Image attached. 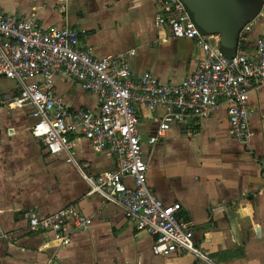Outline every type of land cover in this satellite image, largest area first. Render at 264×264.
Segmentation results:
<instances>
[{"label":"crops","instance_id":"0c3cea01","mask_svg":"<svg viewBox=\"0 0 264 264\" xmlns=\"http://www.w3.org/2000/svg\"><path fill=\"white\" fill-rule=\"evenodd\" d=\"M163 0H0V14L34 15L46 29L85 32L81 45L97 58L136 50L133 77L151 72L162 84H180L194 72L200 48L157 28ZM264 36V7L244 37L252 51ZM55 93L71 110L98 113V98L60 76ZM20 94L0 78V264H207L178 252L152 253L153 238L139 232L121 207L89 195L88 185L65 156L51 155L32 135L33 108L9 109L2 101ZM147 182L165 204H181L194 240L217 263L264 264V84L250 96L251 141L243 145L231 130L226 108L206 119L172 124L152 146L162 107L138 108ZM72 153L92 174L115 169L108 152H95L86 139L72 138ZM75 206L92 219L88 230L69 226L72 244L62 249L49 233H31L24 212L47 216Z\"/></svg>","mask_w":264,"mask_h":264},{"label":"built area","instance_id":"2783aa9c","mask_svg":"<svg viewBox=\"0 0 264 264\" xmlns=\"http://www.w3.org/2000/svg\"><path fill=\"white\" fill-rule=\"evenodd\" d=\"M163 7V13L156 16L157 28L168 27L173 38L193 40L200 48L194 72L180 84H162L151 72L135 79L130 59L136 50L100 59L92 47L81 45L83 31L46 29L34 15L0 14V78L13 80L20 88L18 96L6 97L2 104L10 110L32 107V135L51 155H64L75 166L89 195L121 207L139 232L151 236L155 256L181 252L207 264H230L215 262L195 242L192 223L180 216L181 204H165L149 187L138 108L145 107L150 113L159 107L165 110L157 135L149 139L152 146L172 124L209 118L222 107L235 138L248 144L254 137L250 96L264 84V36L252 51L239 45L230 61L216 37L200 32L181 0H163ZM251 29L252 24L244 28L240 43ZM60 76L96 96L99 112L66 107L55 93ZM71 137L88 140L95 152L108 151L115 159V169L92 174L88 165L75 159ZM24 217L28 231L51 234L62 249L72 244L71 224L84 231L92 224L75 206L47 216L27 210Z\"/></svg>","mask_w":264,"mask_h":264},{"label":"water","instance_id":"95a60500","mask_svg":"<svg viewBox=\"0 0 264 264\" xmlns=\"http://www.w3.org/2000/svg\"><path fill=\"white\" fill-rule=\"evenodd\" d=\"M203 35L216 37L228 60L237 54L244 28L252 24L264 0H181Z\"/></svg>","mask_w":264,"mask_h":264},{"label":"rangeland","instance_id":"374dc122","mask_svg":"<svg viewBox=\"0 0 264 264\" xmlns=\"http://www.w3.org/2000/svg\"><path fill=\"white\" fill-rule=\"evenodd\" d=\"M210 43H211L212 45H214V44H215V41H214V40H211ZM241 48H245V47H244V37H242V39H241Z\"/></svg>","mask_w":264,"mask_h":264},{"label":"trees","instance_id":"16d2710c","mask_svg":"<svg viewBox=\"0 0 264 264\" xmlns=\"http://www.w3.org/2000/svg\"><path fill=\"white\" fill-rule=\"evenodd\" d=\"M240 48H241V43H240Z\"/></svg>","mask_w":264,"mask_h":264}]
</instances>
